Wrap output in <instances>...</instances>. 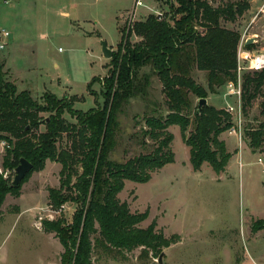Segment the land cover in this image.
Returning <instances> with one entry per match:
<instances>
[{"label": "rangeland", "instance_id": "374dc122", "mask_svg": "<svg viewBox=\"0 0 264 264\" xmlns=\"http://www.w3.org/2000/svg\"><path fill=\"white\" fill-rule=\"evenodd\" d=\"M141 1L135 5V0H0V28L11 33L7 48L0 52L5 78L39 102L45 92H52L58 98L75 95V109L94 107L102 102L101 80L110 63L101 41L113 53L127 22L150 13L169 14V4L177 5L176 0ZM207 1L215 6L238 0ZM245 1L248 8L234 22L221 20V24L239 31L240 47L264 51V0ZM248 38L253 39L249 48L244 44ZM148 69L143 67L140 73ZM248 71L242 69L241 77ZM192 77L207 87L205 71L194 69ZM227 83L205 97L207 104L229 109L232 116L233 127L219 135L232 152L224 171L216 173L207 163L194 171L189 147L174 124L168 127L173 134V162L152 172L146 182L125 180L118 194L130 211H147L139 226L154 220L157 230L167 237L175 234L177 241L161 250V262V252L143 248L110 253L94 248L92 264H264V155L253 151L244 135L245 128L264 122L262 97L243 110L240 93H230ZM190 99L194 108L199 98L190 94ZM166 112L161 83L152 75L146 96L133 97L124 105L110 157L125 161L149 152L151 141L146 138L148 144L142 145L140 131L144 116ZM64 117L74 121L67 113ZM44 129L41 124L39 130ZM4 146L0 141V173L10 185L14 169L2 168ZM59 170L58 162L47 160L21 183L18 195L5 196L0 208V264H60L63 248L41 224L60 214L70 221L75 210L71 203L61 210L48 205V188L58 187Z\"/></svg>", "mask_w": 264, "mask_h": 264}, {"label": "trees", "instance_id": "16d2710c", "mask_svg": "<svg viewBox=\"0 0 264 264\" xmlns=\"http://www.w3.org/2000/svg\"><path fill=\"white\" fill-rule=\"evenodd\" d=\"M176 3L169 4V14L150 13L121 28L109 69L101 80L102 102L85 111L73 107L75 95L58 98L45 92L42 101H37L27 89L18 90L5 78L0 62V141L5 142L1 165L13 170L21 157L32 164L15 187L0 173V208L8 193L18 195L21 183L32 171L41 170L47 160L58 162L59 185L48 188V205L61 210L71 203L75 210L70 221L60 214L41 224L45 232L54 233L63 248L60 264H92L94 248L106 253L143 248L157 254L177 241L175 234L167 237L157 230L154 220L139 226L147 211H130L128 203L118 196L125 180L146 182L152 172L173 162L170 125L179 127L194 171L207 163L220 173L232 156L219 138L233 127L231 113L209 104L197 112V105L191 106L190 94L205 98L225 82L236 83L241 34L223 26L221 20L234 22L248 3ZM132 36L138 40L131 41ZM143 67L149 69L140 73ZM194 69L206 72V88L192 77ZM152 75L161 83L167 112L144 116L142 145L148 144L147 138L151 150L125 161L115 160L110 154L117 142L119 115L131 98L146 96ZM257 96L262 97L264 115V69L245 72L241 77L242 109ZM65 113L74 121L66 119ZM41 124L44 130H39ZM244 135L249 147L264 155V122L245 128Z\"/></svg>", "mask_w": 264, "mask_h": 264}, {"label": "built area", "instance_id": "2783aa9c", "mask_svg": "<svg viewBox=\"0 0 264 264\" xmlns=\"http://www.w3.org/2000/svg\"><path fill=\"white\" fill-rule=\"evenodd\" d=\"M141 0H135V5H141ZM10 31L6 28H0V52L5 50L9 44ZM243 39H240L237 52V80L236 83L229 81L227 86L230 93H240L241 70L260 71L264 69V51H252L240 47ZM238 85V86H237ZM229 110V109H227ZM4 143V142H3Z\"/></svg>", "mask_w": 264, "mask_h": 264}, {"label": "water", "instance_id": "95a60500", "mask_svg": "<svg viewBox=\"0 0 264 264\" xmlns=\"http://www.w3.org/2000/svg\"><path fill=\"white\" fill-rule=\"evenodd\" d=\"M253 39L252 38H248L246 39V41L244 42L245 45L252 43ZM102 44V53L104 55L105 58H110L112 55V50L106 45L105 41H101ZM207 105V100L206 98H199L198 102H197V112H200L202 106ZM48 117H46V121H48ZM32 168V164L25 158H20L19 162L17 164V166L14 169V175L11 181L10 186L15 187L17 186L22 179L24 178V176L26 175V173L28 171H30ZM162 252L159 254L158 257V261L161 262V256H162Z\"/></svg>", "mask_w": 264, "mask_h": 264}, {"label": "crops", "instance_id": "0c3cea01", "mask_svg": "<svg viewBox=\"0 0 264 264\" xmlns=\"http://www.w3.org/2000/svg\"><path fill=\"white\" fill-rule=\"evenodd\" d=\"M134 10V9H133ZM62 13H66V14H68V12L67 11H63ZM136 37V36H135ZM243 38V37H242ZM107 45V44H106ZM116 45V44H115ZM108 47H109V45H107ZM110 48V47H109ZM111 49V48H110ZM112 50V49H111Z\"/></svg>", "mask_w": 264, "mask_h": 264}]
</instances>
